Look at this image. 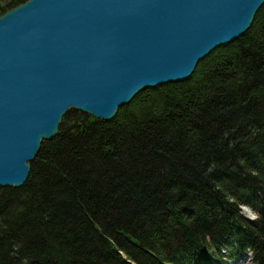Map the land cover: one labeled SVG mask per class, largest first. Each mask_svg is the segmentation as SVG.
I'll return each mask as SVG.
<instances>
[{
    "label": "trees",
    "instance_id": "16d2710c",
    "mask_svg": "<svg viewBox=\"0 0 264 264\" xmlns=\"http://www.w3.org/2000/svg\"><path fill=\"white\" fill-rule=\"evenodd\" d=\"M29 166L0 188V264H264V5L188 80L67 112Z\"/></svg>",
    "mask_w": 264,
    "mask_h": 264
},
{
    "label": "water",
    "instance_id": "95a60500",
    "mask_svg": "<svg viewBox=\"0 0 264 264\" xmlns=\"http://www.w3.org/2000/svg\"><path fill=\"white\" fill-rule=\"evenodd\" d=\"M264 0H27L0 16V188L78 111L112 120L242 37ZM246 219V218H245ZM256 219V216H255ZM254 219V220H255Z\"/></svg>",
    "mask_w": 264,
    "mask_h": 264
},
{
    "label": "rangeland",
    "instance_id": "374dc122",
    "mask_svg": "<svg viewBox=\"0 0 264 264\" xmlns=\"http://www.w3.org/2000/svg\"><path fill=\"white\" fill-rule=\"evenodd\" d=\"M27 180V179H26ZM242 209H244V208H242ZM245 210H247L248 212H250L247 208H245ZM253 214L255 215V213L253 212ZM254 215H253V219L252 220H248L249 222H252L255 218H254ZM243 216H244V218H245V215H244V213H243ZM256 216V215H255ZM226 252H227V250H225V249H222L221 250V254H220V257L222 258V259H224V258H226ZM250 252L248 251V250H246V254H249ZM250 256H247V257H244V258H242V259H239V260H235L234 262H241L242 264H250ZM219 260H220V258H219Z\"/></svg>",
    "mask_w": 264,
    "mask_h": 264
},
{
    "label": "bare ground",
    "instance_id": "6f19581e",
    "mask_svg": "<svg viewBox=\"0 0 264 264\" xmlns=\"http://www.w3.org/2000/svg\"><path fill=\"white\" fill-rule=\"evenodd\" d=\"M242 208H244V209H242V211H243V213H244V215H245V218L247 219V220H252L253 219V212L252 211H250V212H248L247 210H245V208L246 207H242ZM254 218H255V215H254ZM236 264H241V262H237L236 261Z\"/></svg>",
    "mask_w": 264,
    "mask_h": 264
}]
</instances>
